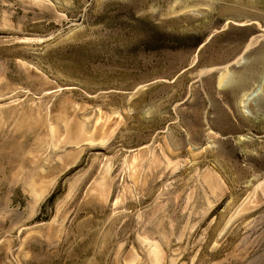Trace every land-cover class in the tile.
<instances>
[{"label": "rangeland", "instance_id": "rangeland-1", "mask_svg": "<svg viewBox=\"0 0 264 264\" xmlns=\"http://www.w3.org/2000/svg\"><path fill=\"white\" fill-rule=\"evenodd\" d=\"M0 264H264V0H0Z\"/></svg>", "mask_w": 264, "mask_h": 264}]
</instances>
